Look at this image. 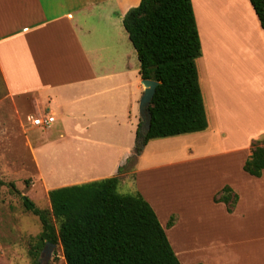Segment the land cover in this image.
Masks as SVG:
<instances>
[{
    "label": "crops",
    "instance_id": "1",
    "mask_svg": "<svg viewBox=\"0 0 264 264\" xmlns=\"http://www.w3.org/2000/svg\"><path fill=\"white\" fill-rule=\"evenodd\" d=\"M242 1L245 6L237 0H192L202 44L200 57L203 56L204 82L200 78V58L197 66L208 127L199 132L150 140L134 164L131 181L135 182L140 194L155 210L181 264H230L229 252L233 249H228L235 244L212 237L213 233L206 226L198 230L192 241L194 234L187 237L180 231L190 208L172 209L168 213L161 211L150 182L148 187V176L143 178L144 172L168 169L180 164L181 159L159 160L151 167H142L141 163L151 143H163L193 134L199 137L218 136L222 144L227 142L229 146L224 145L222 153H215V156L239 154L243 167L251 154L252 140L264 137V128L254 133L255 130L244 132L239 126L230 127V114L220 112L218 97L222 85L230 86L233 82H215L213 79L212 57L217 52L222 59L220 65L225 78L229 71L232 74L234 70L237 71L236 75L240 77L245 69L252 67L251 82L264 86V61L259 63L261 58L264 60V29L250 0ZM140 2L0 0V75L7 92L14 97H30L34 105L55 116L56 121L49 128V134H52L54 127V133L57 132L59 136L49 147L74 144L78 151L58 150L60 157L55 160V166H65L59 175L63 181L54 183L56 178L54 182L44 178L50 190L114 176L118 174L119 167L134 155L136 132L141 119L139 103L144 86L138 53L124 26V17ZM232 8L236 10V16L229 17ZM213 13L220 15L217 16L218 24ZM255 61L259 64H254ZM209 113L212 114L213 123ZM240 136L242 139L238 140ZM230 137L233 138L230 140ZM87 147L94 148V151L106 147L114 153L118 151V154L113 162L104 167L108 169L106 173L67 181L70 175L81 173L82 169L91 170L96 165V159L81 152ZM69 154L72 156L69 157ZM38 167L41 169L39 161ZM243 173L246 178H242V182L226 179L222 183L216 184L215 180L210 183L208 202L213 209L231 215L241 211L243 216H247L246 210H241L245 202L244 193L239 191L245 184L252 190L257 207L264 208V171L260 177L246 171ZM120 185H127V181L120 179L118 189ZM226 185L235 192L239 189L236 192L239 199L233 212H228L224 203L214 201L215 195ZM250 203L248 198V206ZM177 213V221L168 225L171 216ZM197 223H200L199 219ZM183 244L196 245L188 247ZM236 245L244 257L245 244ZM252 247L253 264H264V248L261 261V244H252Z\"/></svg>",
    "mask_w": 264,
    "mask_h": 264
},
{
    "label": "rangeland",
    "instance_id": "2",
    "mask_svg": "<svg viewBox=\"0 0 264 264\" xmlns=\"http://www.w3.org/2000/svg\"><path fill=\"white\" fill-rule=\"evenodd\" d=\"M237 1L240 5L245 6L242 0ZM235 11L233 9L229 17L236 16ZM213 15L216 24H218L217 16L220 15L215 13ZM221 48H223L222 45ZM202 57L198 62L201 71L200 78L204 82ZM212 58L214 81L233 82L230 84L232 87L222 85V90H219L220 112L230 114L231 128L239 126L244 132L255 130L254 133H257L261 128H264V86L259 85L258 82H251L252 67L245 69L240 77H237V71L234 70L233 74L229 71L228 77L225 78L220 65L222 60L220 54L216 52ZM263 61L261 58L259 63L261 64ZM259 63L254 62V64ZM209 112L211 113V111ZM210 113L209 117L213 123ZM43 114V109L34 105L30 97L10 95L0 75V264H67L60 243L53 248L49 260L44 261L41 253L45 244H42L39 239L43 230L42 223L39 217L28 211L23 204L24 197H28L39 208L51 209L48 194L50 188L44 178L51 182H54V178H56L54 183L63 181L59 175L65 170V166H55V160L60 157L58 150L77 151L74 144L64 147L60 145L57 147L48 146L59 136L57 132L54 133V127L52 134H49L51 131L49 128L52 125L51 127L35 126L27 118L29 115ZM143 120L145 121V119ZM142 131L145 132L144 128ZM187 136L194 138L188 139ZM176 138L179 139L156 143L157 145L151 143L147 147L149 148L147 155L141 163L142 167H151L159 160L167 161L172 158L182 160L180 164L168 169L144 172L143 178L148 176V187L150 182L152 184L151 191L158 199L161 211L168 213L172 209L190 208L186 222L180 231L187 237L194 234L192 239L190 238L193 241L198 230L201 231L206 226L213 233L212 237L230 240L235 244L228 249H233L229 252L230 264H253L252 244H261L259 255L262 261L264 208H258L254 203L252 190L247 188L246 184L241 190H236V192L239 190L244 193L243 202H245L241 210H246L247 216H243L241 211H236L233 215L225 211H216L208 202L212 181L215 180L214 182L217 184V182H225L226 179H232L237 183L238 180L242 182V178L245 180L240 155L215 156V153H222V147L229 146L227 142L222 144L221 139L216 135L199 137L192 134ZM232 138L230 137V140ZM237 139L241 140L242 137ZM85 151L81 152L96 159V165L91 170L82 169L81 173L70 175L66 179L67 181L106 173L108 169L104 167L113 162V158L118 154V151L114 153L106 147L97 151L87 147ZM66 155L64 154V156ZM71 156L72 154H69V157ZM37 160L41 163L42 170L39 169ZM134 163L127 162L126 169L120 174V179L127 181V185H120L121 193L135 191V193H140L135 182L131 181ZM248 198L251 202L249 206ZM173 215L176 217V222L179 215L178 213ZM198 219L200 223H197ZM51 222L57 229L59 223L53 216H51ZM236 244H245L244 257L241 256ZM183 245L195 247L196 244Z\"/></svg>",
    "mask_w": 264,
    "mask_h": 264
},
{
    "label": "trees",
    "instance_id": "3",
    "mask_svg": "<svg viewBox=\"0 0 264 264\" xmlns=\"http://www.w3.org/2000/svg\"><path fill=\"white\" fill-rule=\"evenodd\" d=\"M264 29V0H250ZM137 50L142 79L158 81L149 107L151 127L138 125L134 163L150 140L203 131L208 127L197 60L202 44L192 0H141L124 17ZM135 164V163H134ZM118 174L49 190L51 209L30 198L24 207L42 223V244H61L67 264H181L151 204L140 193H121ZM244 171H264V137L253 139ZM13 185V184H11ZM238 194L224 186L214 197L233 212ZM53 216L58 228L51 222ZM172 215L168 225H173ZM37 264V263H34Z\"/></svg>",
    "mask_w": 264,
    "mask_h": 264
},
{
    "label": "water",
    "instance_id": "4",
    "mask_svg": "<svg viewBox=\"0 0 264 264\" xmlns=\"http://www.w3.org/2000/svg\"><path fill=\"white\" fill-rule=\"evenodd\" d=\"M158 81L151 80V79H142V84L144 86V92L142 94V97L140 99L139 103V112L141 118L145 119L143 128L145 131H148L151 127V112H150V105L152 102V99L154 97L156 87L158 85ZM26 197H24L25 199ZM56 246V244L47 241L45 244L44 249L42 250V257L45 262H47L52 255V250Z\"/></svg>",
    "mask_w": 264,
    "mask_h": 264
},
{
    "label": "built area",
    "instance_id": "5",
    "mask_svg": "<svg viewBox=\"0 0 264 264\" xmlns=\"http://www.w3.org/2000/svg\"><path fill=\"white\" fill-rule=\"evenodd\" d=\"M27 118L31 124L41 127H51V125H53L56 121L55 116L50 112H44L43 115L39 116L29 115Z\"/></svg>",
    "mask_w": 264,
    "mask_h": 264
}]
</instances>
